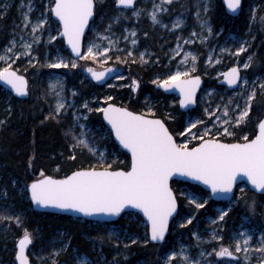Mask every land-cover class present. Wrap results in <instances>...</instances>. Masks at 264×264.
I'll list each match as a JSON object with an SVG mask.
<instances>
[{"label": "snow or ice", "instance_id": "snow-or-ice-1", "mask_svg": "<svg viewBox=\"0 0 264 264\" xmlns=\"http://www.w3.org/2000/svg\"><path fill=\"white\" fill-rule=\"evenodd\" d=\"M136 0H114L118 6H124L125 9L133 8ZM173 0H160V3H153L152 10L136 9L134 14L139 17L142 13H146L153 25L160 24L164 28L168 25L162 24L160 18L161 13L168 11L165 5H171ZM227 9L231 13H237L242 6V0H224ZM23 6V5H22ZM199 8V5H197ZM207 7L203 11L207 12ZM33 11L32 0H29L27 12L23 13V28L21 32L27 31L29 39H25L24 35H20L19 40L13 38L9 41V45L3 50L4 54L0 55V62H4V66L0 67V81L10 86V89L19 97L29 95V81L26 76L19 74V70L13 68V64L21 57L28 60L29 66L35 67L33 61L39 63V58L33 55V45L40 42L41 36L39 32L45 31V25L49 23L52 16L58 19L62 31L59 29L58 35L66 38L67 44L70 46L71 55L74 57L67 60L59 54L52 60L46 61L43 66L50 69H76L80 67L76 61H93L100 64H106L112 59L110 52L118 41L112 39L111 23L104 29V32L94 31V36L85 38V30L89 28V21L94 17V0H51V6L40 11L39 15L32 20L30 13ZM255 9L252 10V19H255ZM197 18H200V12L197 11ZM113 22H119L120 16L113 17ZM264 22V16L260 17ZM183 24V20L179 17L172 23V29H179ZM202 27L207 28L209 34L212 28L208 26L206 20H200ZM131 37L136 36L135 31L129 33ZM147 36V33H144ZM197 33L190 34V38L183 40L177 37L176 49L173 51L176 55H180L183 51V44L195 43ZM57 36L49 35V42L55 41ZM125 41L129 39L128 35L123 37ZM204 40L207 37L203 38ZM254 39V37H253ZM203 42V40L201 41ZM131 44H137L136 39H131ZM248 42L240 43L239 47L233 52L231 49H221V53L239 57L241 53L247 50ZM117 51H125L117 48ZM127 55L131 57L132 51L127 50ZM142 62L145 53L139 54ZM120 61V57H116ZM253 60V56L249 55L247 61L242 65H234L228 72L223 73L224 81L228 86L242 87L247 86L250 90L244 96L243 90L238 94L243 98V107H241L238 99L228 97L225 102L224 97H220L222 104H218L213 111L205 109L208 115L209 123L212 127L205 125V122L199 119L189 121L184 132L179 133L184 136L188 133V138L183 143H177V139L173 133L169 131L164 120L158 118H149L146 114H137L129 111L126 107H118L114 103H109L107 107L97 108L95 111L102 112L104 119L111 125V132L114 133L116 140L119 141L123 148L131 153L130 168L125 171L123 168L111 170V164L90 166L88 168H80L72 171L70 175L63 178H54L52 175H45L43 170L40 172V179L33 180L27 185L30 191L31 200L42 207H56L62 210H71L82 213L85 216L102 215L107 217H118L128 208L139 209L147 217L150 224V235H148L143 243L164 241L165 234L168 232L169 218L177 211V193L170 187L169 181L173 176H184L207 185L213 194H233L238 177H244L254 186V189L264 192V119L257 122V130L254 132V138L244 135L241 139L243 142L225 143L222 139L216 137H230L234 133L229 128L237 127L242 122H246L251 111L252 101L256 96L257 86L264 90V82L256 85L255 81L249 84V80L241 76V69H248ZM198 56L191 51L184 52V58L180 65H177L175 71H170L163 78H157L152 83L166 90L178 89L180 93L179 104L188 107L196 103L197 89L201 83V77L194 75L197 71ZM208 62H213V57H208ZM219 62V61H217ZM183 65V69L181 67ZM26 71V69H25ZM88 73L96 81H103L106 76L114 71V69L105 68L103 71H97L92 67L86 69ZM115 79H123L122 76L116 75ZM139 82L133 81V87H138ZM109 87H112L110 85ZM60 91L57 92L56 89ZM64 91L61 78H57L50 84V93L55 96V103L50 105L49 114L46 120H56L62 115L67 114L72 109V124L69 126L65 135L70 136L73 143L70 149L73 154L69 157L75 160V151L87 149L93 155L99 151L94 144V137H90L86 129V125L81 121L87 118L83 113H79L75 103H68L67 98L62 95ZM73 96L77 93L73 91ZM113 97H105L106 101H111ZM81 108L87 111H93L89 107V102L85 101ZM149 113H152L149 108ZM10 112V107H9ZM154 115V114H153ZM4 121L0 120V125ZM197 125H201L203 131L200 135L192 131L200 129ZM77 127L79 133L76 132ZM215 129V134H213ZM222 129V131H221ZM207 137V138H205ZM189 140L198 141L195 146H189ZM105 159L104 153L99 152V160ZM31 164V160L29 161ZM59 170V165H57ZM13 187L16 181H11ZM241 196L235 197V203H239L243 199L244 189H240ZM180 196L188 199L190 205L196 209H203L207 204V200L203 203L198 202L201 197H197L193 193L181 192ZM8 188L0 186V201L7 200ZM233 203L232 196H229V207L221 209L217 218L211 221L212 225H217L225 220V217L231 211ZM249 211L255 214L256 201H245ZM195 216L186 217V224H192ZM7 220L10 223L15 222L17 226L21 225L20 217L0 215V221ZM185 225H181L184 227ZM63 237V234H60ZM109 239L116 236L115 246H120V237L114 232H110ZM197 240L200 241L199 233H193ZM103 241V237L93 238ZM129 243L123 244L125 249L131 245L137 244L138 238L125 236ZM212 241L217 242L218 247H213L211 252L205 253L203 250L199 253L200 259H193L186 253V249L181 247L179 251L171 250L162 257V264H212L207 257L213 255L218 257L232 258L234 261H240V264H251L253 254H257V264H264V235L258 240V247H251L250 242L253 235L248 231L237 232L232 238V244L226 245L223 236L219 234V230L212 229ZM33 242V235L27 228L23 229V236L18 241V250L15 258L19 264H31L26 249ZM70 244V240L68 241ZM234 246V247H233ZM61 251L66 252L67 246L54 250L53 256H58ZM76 257V264H93V260L86 253H79L73 249ZM42 259V258H41ZM126 259V257H125ZM53 264H60L54 260ZM111 264H119L116 258H113Z\"/></svg>", "mask_w": 264, "mask_h": 264}, {"label": "rangeland", "instance_id": "rangeland-1", "mask_svg": "<svg viewBox=\"0 0 264 264\" xmlns=\"http://www.w3.org/2000/svg\"><path fill=\"white\" fill-rule=\"evenodd\" d=\"M95 2L97 4L95 10L96 17L92 22L93 24L88 38L94 36V31L103 33L104 29L108 26V24L111 23L112 39L118 41V44H115L112 51L110 52V55L112 56L111 60H108V62L103 65L91 60H78L76 62L78 65H80V67L76 69H72L71 67H69L68 69H50L43 66L46 61H52L58 54L67 60H71L74 58L72 57L69 49L66 48L63 43L58 42L57 39L55 41L49 42V35H55L58 37L57 30H61L59 23L56 22V20L54 21L50 18L49 23L45 25V31L38 33V35L41 36L40 42L33 45V55L39 58V63L33 61L35 67H32L29 66L27 58L21 57L13 64V68H17L21 72L28 74V77L31 80L30 89L36 85L42 87L45 92V98L48 101L49 109L50 105H53L55 103V96L50 93V84L57 78L62 79L64 88L62 95L67 98L68 103H75L78 112L83 113V115L87 118L86 120L81 121V123L86 125V129L89 130V136L94 137L93 142L99 149L98 153L96 154L99 161L98 163L105 164L104 162L106 160L107 150L106 146L103 147L101 145V140H108L111 137L109 134L110 130L107 126H98L97 128H93L91 126L90 117L95 109L102 108L106 103L110 102L105 100V97H108L110 95L104 94V96H102L98 101L95 95L85 100H79V89H77L74 84L70 83V78L68 77L69 74L72 75L74 72H76L78 75H80L82 82L85 79L89 78L88 74H84L85 70L88 67L100 69L114 64L118 69L123 70L122 74H120L123 79L117 80L113 78L111 82L108 83L105 87L107 89L114 87L119 90L124 89V87L130 89L127 97L129 101H132L131 97L133 95V91H131V88L133 87V81H138L140 84V89L138 90V92H141L144 89V84L146 81L145 78L142 77V75H138L133 72L132 68L129 65L130 63L137 64V66L144 67V69H151L152 71L156 68V66L161 65L162 71L160 70L158 73H155L152 80L148 79L150 82H152L157 78H165L170 71H175L177 65H180L181 61L184 58V52L191 51L198 56L197 71L194 73V75L201 74L204 77H208L209 81L219 80L223 77L222 74L225 72L224 70L226 69V67H229V65H242L247 61V57L249 55H252L253 60L250 64V67L248 69L242 68L245 71L243 77L249 80L250 85L253 81H255L256 85L264 82V72H261L259 70V67L254 66L256 60L255 56L257 53L256 48L253 47V41L255 40V35L257 33L256 26L258 23V16L256 14V11L255 19H252L250 21L249 30L245 33H236L233 31L225 32V29L221 27L222 25L219 27V29L217 27L215 28L213 13L217 9V0H173V3L171 5H165L168 8V11L160 14L162 24L168 25V28H164L160 24L153 25L146 13H142L139 17L134 14L136 9H146L150 12L152 10V4H158L160 3V0H138L134 8H131L130 10L122 7L117 8L118 6L114 3V0H95ZM28 3L29 0H0V42L2 41V37L6 38L5 44L0 47V55L4 54L3 50L9 45V41H11L13 38L19 40L20 35H24L25 39H29L27 31L21 32V29L23 28V13L27 12ZM40 3L44 4V6L42 7L41 4H39V0H32L33 11L29 14L32 20H35L41 10L51 6V0H46L45 2L44 0H40ZM197 5H199V8L197 7ZM205 7H207L208 9L206 13L203 11ZM254 9L256 10L257 7H254ZM197 11L200 12L199 19L197 18ZM116 16H120L119 22H113L112 18ZM177 17L183 20V24L179 29H172L171 25L177 19ZM200 20H206L208 22V26L212 28L211 34L207 32L206 27L201 26ZM219 22H222L221 18H219L216 23L219 24ZM131 31L136 32L135 37H131L129 35ZM193 32L197 33V36L193 38L195 39V43L183 44V40L189 39L190 34ZM144 33H147V36H145ZM125 35L129 36V39L127 41L123 39ZM177 37L183 38V40H181L183 51L180 53V55H176L173 51L174 49H176ZM204 37H207V39L204 40ZM133 38L137 40V44L135 46L131 44V39ZM202 40L203 42H201ZM244 41L248 42V45L246 46L247 50L244 53H241L239 57L221 53L222 48L231 49L234 52L235 49L239 47L240 43ZM154 45L157 47L155 48ZM117 48L125 51H117ZM129 49L133 53L131 57L127 55V50ZM141 52L145 53L144 61L147 62L141 61L139 56ZM117 56L120 57V61H117ZM209 56L213 57L212 63L208 62ZM125 63H129L126 64L129 66H126ZM3 66L4 62H0V67ZM181 67L183 69V65H181ZM110 85H112V87H109ZM152 85L154 84L152 83ZM242 90L244 92V96H246L250 88L247 86H242L229 92L225 87H218L214 82H210V84H208V86H206L200 93L201 96L198 99V107L196 109L197 111H190L188 112V114L184 115V127L186 128L188 126L189 121H195L196 119L202 120L205 122V125H207L208 127H212V125L209 123L210 118L205 113V109L213 111L218 104H222L220 97H224L225 102L227 101L228 97H234L238 99L241 107H243V98L238 96V94ZM259 90L264 92V90H261L257 86L256 93ZM56 91L59 92L60 89L57 88ZM73 91L77 93L76 96L72 95ZM125 92L126 91H123L122 95ZM144 96L145 97L142 101V103L145 104V108L142 112L144 114H154V116H156V112L158 109L157 103H161L162 107H166V113H172V115L176 116L178 112L181 111L179 105L180 97L178 95H169L168 99L165 102L163 98H160L159 101H156V99H152L148 94ZM85 101L89 102V107L92 108L93 111L89 112L86 109L80 107ZM129 101H127V103ZM253 101L252 105L254 103ZM94 102L97 103L95 108L92 106V103ZM6 105V109L9 112L10 105L7 103ZM149 108H151L152 113H149ZM72 111V109H69L67 114L61 116L63 120L68 122L69 126L72 124ZM242 123L240 125H242ZM185 128L182 132H184ZM197 128L200 129L199 132H197L196 129H193L192 131L196 132L197 135H200L203 131V128L201 127V125H197ZM234 128L235 127L229 128V131L234 133ZM96 130H99V132H97ZM76 132L79 133L78 127L76 129ZM213 134H215V129H213ZM244 135H247L249 137L247 133H243L241 138ZM181 138L182 139L179 141L180 143H183L184 140L188 138V133L185 132V135ZM70 140L71 143H73L71 137ZM194 142L196 141L189 140V146ZM99 152L104 153L105 159L103 161L99 160ZM25 186L27 187V185ZM25 186L21 184L18 190L23 191L25 189ZM245 187L246 185L241 186V188L243 189H245ZM181 192L193 193L197 197H201V199L198 201L200 203H203L204 200H207V204L205 205L203 211L204 214L201 216V212H199L201 209H196L195 206L190 205L188 199L186 198V203L183 206V214L181 215V217H178L174 221L175 227L171 230L170 236L168 237L167 241L162 244L153 243V245H151V248L149 249L148 255L142 256L134 263L130 261L131 258L136 255L131 246L127 249L123 247V244L129 243V241L125 239V236H132V238L134 239L138 238V245L144 244L143 241L145 238L141 239V236L134 232H131L127 227L124 228L114 222H92V225H96L95 229L97 230V235L95 237H91V240L93 241L91 249L94 252V255L91 256L88 253L87 255L92 258L93 264H111L113 258H116L119 264H162V257L165 253H170L171 250L179 251L181 247H184L186 249V253L193 259H200L199 253L202 250L207 253L211 252L213 247H218L217 242L210 239L212 229L219 230V234L223 236L226 245L232 244V238L236 235L237 232L248 231L253 235V240L250 242L251 247L259 246L258 240L261 235H264V203L260 205V211L257 210L256 212L258 201L254 199L256 201V206L255 214H253V216L252 214H244L240 212V216L232 218L228 221L230 222V224H228L227 220L228 215L231 212L230 211L223 222H220L217 225H212L211 221L217 218L219 210L229 207V202H219L216 200H212L210 192H197L190 188L188 184H181V186L179 187V193ZM9 196L10 195H8V198ZM240 196L241 194L235 197ZM252 199L253 198H247L246 200ZM211 201H216L214 205H212V209L214 212H210L209 208L207 207V205ZM245 201L244 206L246 205ZM236 204L237 203H235L234 198V201L231 204V210L235 208ZM5 205L6 203L0 205V215L14 216V214H17L16 212L13 215L11 214L10 209L13 206L11 200H9V208L7 211L4 210V208L7 209ZM244 208L248 207L246 206ZM237 214H239V212H237ZM190 216H195L196 218L193 220L192 224H186L185 218ZM134 218H137V216H134ZM5 221L7 220L0 221V241H4L5 243L0 248V264H14L15 254L12 256L9 254L12 252L16 253L17 241L21 236L15 237V239L12 236L10 237L9 231H11V228L8 229L9 224H7ZM139 222L141 225H145L148 227L144 220ZM181 225L185 226L181 227ZM24 228L25 227H21L22 231ZM226 230H229L227 236L225 233ZM148 231L149 230H147L146 233L144 232V235L142 236H148ZM110 232H114L119 235V247L115 246V235L112 236L111 240L109 239L108 234ZM193 233H199L201 240L198 241ZM60 234H63V237H61ZM32 235L33 240H35L36 236L34 231L32 232ZM66 235V232H60L58 236H54L52 239H48V249L42 254L34 253L33 256L35 261H33L32 263L53 264V261L56 260L59 261L60 264H76V257L73 253V249H78L69 248L70 244H68L69 240ZM101 236L103 237V241L99 239H93ZM12 241L15 243V246L9 247L8 243H11ZM62 246H67V251H61L58 256H53L52 253L54 252V250L60 249ZM78 252L84 253L79 250ZM5 257H7V260H4ZM62 257H64V260L61 259ZM207 259L210 260L212 264H240V261H234L232 260V258H222L215 255L207 257ZM201 264H203V260L201 261ZM251 264H257V254H253Z\"/></svg>", "mask_w": 264, "mask_h": 264}, {"label": "trees", "instance_id": "trees-1", "mask_svg": "<svg viewBox=\"0 0 264 264\" xmlns=\"http://www.w3.org/2000/svg\"><path fill=\"white\" fill-rule=\"evenodd\" d=\"M243 8L236 17L230 15L226 12L225 7L223 6L222 0H217L216 11L213 13L215 28L221 26L225 29V32H236V33H245L249 30L250 21L252 20V10L254 7H257L256 14L258 16L257 23V33L255 35V40L253 41V47L256 48V56L254 66L259 67L261 72H264V22L261 21L260 17L264 16V0H244ZM221 18L222 22L216 23L218 19ZM221 23V24H220ZM89 37V36H88ZM156 48L157 46L154 45ZM129 64V63H125ZM130 67L133 72L138 75L146 76V69L144 67L137 66V64L130 63ZM126 65V66H129ZM70 83L74 84L77 89H79L80 96L79 100H85L91 98L93 95H96L97 98L104 96V94H109L113 97V101L120 105H127L129 108L136 110L138 112H143L144 104H142V99H144V94L139 96V99H134L129 101L127 97V88L119 90L117 88H112L113 90L107 92L105 87H97L94 81L85 79L81 82V77L76 72L68 76ZM100 90L101 95L98 94ZM30 99L20 100L16 96H13L12 93L7 91H2L0 87V99L6 100L10 105V115L7 116V122L0 126V186H6L8 188L9 198L7 200L0 201V205L6 203L4 210L9 208V200L12 201L13 206L10 211L13 215L15 212L18 214L21 220V225L17 226L15 222L5 221L9 224L8 229L10 237L21 236L23 233L21 227H25L30 231L35 232V243L32 246L31 260H34V253L42 254L48 249V239H52L54 236H58L60 232H66L68 240H70L69 248H77L79 251L88 253L93 256L94 252L91 249L93 241L91 237L97 235V230L95 229L96 225H92L91 220H81L79 218H73L69 215H62L57 213H47L39 212L32 207V202L28 198V192L25 185H28L30 181L38 178L40 176L41 170L45 174L62 177V175L72 172L74 169L79 168H88L90 166L98 165L99 161L96 155L90 153L86 148L81 150L80 148L75 151V160L70 159L73 152L70 149L71 140L70 136H66L65 133L69 128L67 121L63 120L62 117H59L56 120H46L45 117L49 114L48 101L45 98V92L42 87L36 85L30 89ZM126 91L125 93L122 92ZM152 97L163 98L164 102L168 99L169 95L164 94L159 90H151ZM127 101H129L127 103ZM251 111L249 112V117L246 122L242 123L239 127L234 128V135L230 137H225L227 141H232L239 139L243 133H247L250 138L254 137V132L257 130V122L264 115V92L258 91L253 101ZM97 103H92V106L95 108ZM1 107V104H0ZM158 115L165 118V121L168 123V126L171 128L172 132L175 134L178 139V134L183 131L185 128V114L182 111L177 112L178 114L172 115V113H166V107H162L161 103L157 105ZM197 111L196 109L193 112ZM167 114V115H166ZM101 112L94 111L91 114L90 121L93 128L105 127V122L102 120ZM173 116V117H170ZM34 117V120L32 118ZM0 120H2V114H0ZM89 121V122H90ZM99 132V130H96ZM110 138L101 140V145L106 146V160L105 164H111V168H123L126 169L130 166V155L127 151H122L117 143L113 141L112 135L109 131ZM31 160V164L29 161ZM57 165H59V170H57ZM16 181V186L13 187L11 181ZM24 185L25 189L23 191L18 190L19 186ZM181 184H187L182 181H173V187L175 192H177L178 201L180 202V211L179 215L174 219V221L181 217L184 211V204L186 203V198L180 196L179 187ZM190 188L197 192L206 193V190L201 189L200 187L188 184ZM241 186L237 187V192L235 196L241 194ZM242 195V194H241ZM247 198H253L258 201L256 207L260 211V205L264 203V194L254 192L247 186L244 189L243 199L236 204L235 208L231 210L228 215V220L240 216L241 213L252 214L248 208H244V201ZM216 201H211L207 205L210 212H214L212 205ZM204 208L199 212L202 216L204 214ZM239 212V214H237ZM241 212V213H240ZM17 214L14 216H17ZM137 216V218H134ZM253 216V214H252ZM143 218L137 213L128 211L122 215L118 221L114 222L119 224L124 228H128L131 232H134L143 237L144 232L146 233L148 227L141 225L139 221H142ZM174 221L172 222L173 229L175 227ZM5 223V224H6ZM230 224V222H228ZM229 230H226V236L229 233ZM225 236V237H226ZM90 238V239H88ZM13 239V241H14ZM226 239V238H225ZM8 243L9 247L15 246L14 242ZM225 243V240H224ZM5 243L0 241V248ZM153 243L149 242L147 244H134L131 245L132 250L135 252V256L131 258L130 261L135 259H140L143 254H148L149 249ZM6 254V253H5ZM15 253H10L9 255H14ZM8 257V256H7ZM7 257L4 260H7ZM64 260V257L61 258ZM15 264V263H14Z\"/></svg>", "mask_w": 264, "mask_h": 264}, {"label": "water", "instance_id": "water-1", "mask_svg": "<svg viewBox=\"0 0 264 264\" xmlns=\"http://www.w3.org/2000/svg\"><path fill=\"white\" fill-rule=\"evenodd\" d=\"M243 1L244 0H242V5H243ZM136 2H137V0H136ZM136 2H135V4H136ZM222 3H223V6L225 7V10H226V12H228L230 15H232V16H237L238 14H240V12H241V10H242V8H243V6H241V9L237 12V13H231L228 9H227V7H226V4L224 3V0H222ZM96 6H97V4H96V2H95V0H94V17H93V19L92 20H90L89 21V28H87L86 30H85V38L87 39V37H88V33L90 32V29H91V25H92V22L94 21V19H95V17H96V13H95V10H96ZM135 6V5H134ZM119 7H124V6H119ZM134 8V7H133ZM127 9H130V8H127ZM63 38V37H62ZM64 39V42H65V46H67V48L69 49V51H70V53H71V49H70V46L67 44V40H66V38H63ZM73 57V56H72ZM234 65H232V66H230L229 67V69L231 68V67H233ZM93 68V67H92ZM105 68H110V69H114V71L112 72V73H110L108 76H106L105 77V79L103 80V81H96L95 79H93L92 78V76H91V73H88L86 70H85V73L86 74H88V77L89 78H91L93 81H95L96 83H98V84H106L107 82H109V81H111V79H113L116 75H120V74H122V72H123V70L122 69H118L116 66H113V65H111V66H108V67H105ZM105 68H100V69H96V68H94L95 70H97V71H103ZM229 69H227L226 70V72H228V70ZM225 72V73H226ZM19 74H21V75H24V74H22V73H20L19 72ZM197 75H199L200 77H201V83H200V86L198 87V89H197V93H196V103L195 104H193V105H190V106H188V107H183V106H181L180 104V108H181V110H183L184 112H188V110H191V109H194V108H196L198 105H197V102H198V97H199V93L201 92V90L204 88V86H205V79H204V77L201 75V74H197ZM24 76H26V78L28 79V77H27V75L25 74ZM241 76H242V71H241ZM29 81V80H28ZM220 82H222V83H224L226 86H227V88L230 90V89H235V88H237V87H235V86H228L227 85V83L224 81V78H222V80L220 81ZM29 83H30V81H29ZM0 86L3 88V89H5L6 91H8V92H11L14 96H16V97H19V96H17L11 89H10V86H8V85H6L3 81H0ZM158 88H160L165 94H169V95H178L179 97H180V93H179V90L178 89H174V90H166V89H164V88H162V87H159L158 86ZM27 96H25V97H19V98H26ZM109 103H114V104H116V106H118V107H126V108H128V110L129 111H132V112H135V113H137V114H143V113H141V112H138V111H136V110H132L131 108H129V107H127V106H125V105H119V104H117V103H115V102H109ZM109 103H107L106 105H104L103 107H107V105L109 104ZM146 115H148V114H146ZM149 118H158V119H162V120H164L163 118H161V117H158V116H151V115H149ZM261 119H264V115H263V117L261 118ZM102 120H104V122H105V124H106V126L108 127V129L111 131V125L108 123V121L107 120H105L104 119V116H103V113H102ZM164 122H165V120H164ZM165 124H166V126L168 127V129H169V131L170 132H172V130H171V128L168 126V124L165 122ZM112 133V132H111ZM173 133V132H172ZM173 135H174V133H173ZM174 137H175V135H174ZM112 138H113V141H115L116 143H117V145L119 146V148L122 150V151H127L128 153H129V155H130V162H131V153H130V151H128L127 149H125V148H123V146L122 145H120V143H119V141L118 140H116V138H115V136H114V133H112ZM176 138V137H175ZM177 139V138H176ZM222 142H225V143H235V142H243V141H232V142H230V141H226V140H223L222 139ZM177 143H178V140H177ZM195 146V145H194ZM131 165V164H130ZM83 168H85V167H83ZM130 168V166L128 167V168H126V169H124L125 171H127L128 169ZM80 169V168H79ZM116 169H118V168H115V169H113V168H111V170H116ZM75 170H78V169H74V170H72V171H75ZM71 174V172L70 173H68V174H65V175H70ZM45 175H49V174H45ZM65 175H62V177H58V176H54V178H57V179H59V178H63V176H65ZM53 176V175H52ZM41 178V176H38V178H36V179H40ZM36 179H34V180H36ZM184 181V182H186V183H189V184H194V185H196V186H198V187H200L201 189H204V190H206V191H208V192H210V194H211V199L212 200H216V201H221V202H224V201H226V202H229V196H232V198H233V201H234V198H235V194H236V192H237V186L238 185H247V187L248 188H250L251 190H253L254 192H257V193H262V194H264V192H261L260 190H256V189H254V186H252L247 180H246V178H244V177H238V179H237V183H236V186L234 187V189H233V194H224V193H221V194H213L212 192H211V189L207 186V185H204L202 182H200V181H196V180H193V179H191V178H188V177H184V176H173L171 179H170V181H169V184H170V187H172V189H173V191L175 192V190H174V187H173V181ZM33 181V180H32ZM32 181H30V183L28 184V185H30L31 184V182ZM27 192H28V195H29V198H30V201L32 202V207H33V209H35V210H37V211H39V212H47V213H57V214H62V215H64V214H66V215H69V216H71V217H75V218H80V219H83V220H92V221H94V222H96V221H99V222H105V223H107V222H115V221H118V219H120L122 216V214H124V213H126V212H128V211H131V212H135V213H137L138 215H141L142 216V218H143V220L145 221V223H146V225H148V230L150 229V224H149V221H148V219H147V217L143 214V212L141 211V210H139V209H135V208H128V209H126L125 210V212H123L120 216H118V217H107V216H102V215H93V216H85V215H83L82 213H79V212H75V211H71V210H62V209H59V208H56V207H52V206H49V207H42V206H37L32 200H31V197H30V191L29 190H27ZM177 193V192H176ZM178 197V196H177ZM179 210H180V202L178 201V198H177V211L175 212V213H173V216L172 217H170L169 218V222H168V232L165 234V239H164V241H160V242H153V243H156V244H162L163 242H165L166 240H167V238H168V236H169V233H170V231H171V226H172V221L174 220V218L175 217H177L178 216V212H179ZM148 233H149V235H150V231H148ZM23 236V235H22ZM20 238H22V237H20ZM19 238V239H20ZM19 239H18V241H19ZM18 241H17V245H16V251L18 250ZM30 247H31V244L28 246V248L26 249V254L29 256V259H30V262H31V257H30ZM15 263L16 264H19V262L17 261V260H15ZM31 264H33L32 262H31Z\"/></svg>", "mask_w": 264, "mask_h": 264}, {"label": "flooded vegetation", "instance_id": "flooded-vegetation-1", "mask_svg": "<svg viewBox=\"0 0 264 264\" xmlns=\"http://www.w3.org/2000/svg\"><path fill=\"white\" fill-rule=\"evenodd\" d=\"M46 0H44V2H45ZM138 1V0H137ZM39 4H41L40 3V0H39ZM41 6L43 7L44 6V4H41ZM118 8V7H117ZM122 8H124V7H122ZM51 19L52 20H56V22H58V19L56 18V17H54V16H52L51 17ZM59 23V22H58ZM92 27V26H91ZM60 31H62V28H61V30ZM90 31H91V29H90ZM90 33V32H89ZM2 41L0 42V47L3 45V44H5V42H6V38H4V37H2V39H1ZM57 41L58 42H60V43H63V45L65 46V42H64V39L61 37V36H59L58 35V37H57ZM66 48H67V46H66ZM111 65H113V66H116V65H114V64H111ZM111 65H109V66H111ZM230 66H232V65H229V67ZM229 67H226V69L224 70L225 72H226V70L227 69H229ZM15 69H17V68H15ZM162 71V66L161 65H159V66H156V68L152 71L151 69L149 70L148 68L146 69V73H148V74H145L146 76H144V78H145V84H144V89L141 91V92H138V90L140 89V84H139V86L138 87H132L131 88V91H133L132 93H133V95H132V101L134 100V99H139L140 97V95L142 94V92L143 93H145L144 95H146V94H148V95H152V91L151 90H153V91H155V90H159V91H161V92H163L160 88H158V85H156V84H154V85H152V82H150L149 80L151 79L152 80V78L154 77V75H155V73H158L159 71ZM241 71H242V77H243V74H244V70L243 69H241ZM19 72L20 73H22V74H26L27 75V77H28V74L27 73H23V72H21L20 70H19ZM224 72V73H225ZM84 74H86L85 72H84ZM204 77V76H203ZM223 78V77H222ZM222 78H220L219 80H215V81H209V79H208V77H204V79H205V87L206 86H208V84H210V82H214L215 83V85L216 86H221V87H225L229 92L230 91H232L233 89H228L227 88V86L224 84V83H222V82H220L221 80H222ZM149 79V80H148ZM28 80L30 81V83H31V80L29 79V77H28ZM91 80V79H90ZM112 80V79H111ZM111 81H109V82H107L106 84H98V83H96L95 81H94V83L96 84V86L97 87H99V88H101V87H105L108 83H110ZM30 83H29V95L26 97V98H19V97H17L18 99H20V100H28V99H30V94H31V91H30ZM1 87V86H0ZM112 88H114V87H112ZM112 88H109V89H107L106 87H105V91H107V92H109L110 90L112 91L113 89ZM125 88V87H124ZM238 88V87H237ZM237 88H235V89H237ZM234 89V90H235ZM1 90L2 91H6L5 89H3L2 87H1ZM127 90V95H128V92H129V90L130 89H126ZM204 90V88L201 90V92ZM101 92H103V90H100V92H98V94H100L101 95ZM200 92V93H201ZM199 93V94H200ZM167 95H169V94H167ZM96 96V95H95ZM201 96V94L199 95V97ZM97 97V96H96ZM145 97V96H144ZM199 97H198V99H199ZM101 98V97H100ZM130 98V99H131ZM151 98L152 99H156V101H159V100H157V98H153L152 96H151ZM99 100V98H97V101ZM113 100H111V102H112ZM141 101H143V99L141 100ZM5 102H7L6 100H3V99H0V104H1V107H0V114H2V121H4V124L7 122V116L9 115V113H8V110L6 109V103ZM8 104V103H7ZM143 104V103H142ZM157 105H158V103H157ZM144 106H145V104H144ZM195 109H197V107L195 108ZM194 109H192V110H189L188 112H190V111H193ZM182 111V110H181ZM183 113H186V112H184V111H182ZM188 112L186 113V114H188ZM158 109H157V112H156V116H158V117H161V116H159L158 114ZM168 114V113H167ZM166 114V115H167ZM102 117V116H101ZM161 118H163V117H161ZM164 120H165V118H163ZM32 120H34V117L32 118ZM166 122V121H165ZM167 123V122H166ZM168 124V123H167ZM182 132V131H181ZM176 137V136H175ZM182 137V136H181ZM179 135H178V143H180V141L179 140H181L182 138H181ZM225 137H218V139H224ZM250 138V137H249ZM252 138H254V137H252ZM251 139V138H250ZM224 140H226V139H224ZM239 140H242L241 139V137L239 138V139H236V140H232V141H239ZM198 143V141H196V142H194V143H192L190 146H194L195 144H197ZM172 230V229H171ZM29 232H33V231H30L29 230ZM170 233H171V231H170ZM170 233H169V236H170ZM22 235H23V233H22ZM22 235H21V237H22ZM168 236V237H169ZM4 242V241H3ZM35 243V241L33 240V242H32V244H31V247H30V257H31V249H32V246H33V244ZM148 254H143L142 256H147ZM227 258V257H226ZM15 260H16V258H15ZM136 260L137 259H135L134 260V262H136ZM31 262H32V260H31ZM132 263H134L133 261H131ZM16 264V263H15ZM34 264V263H33Z\"/></svg>", "mask_w": 264, "mask_h": 264}]
</instances>
